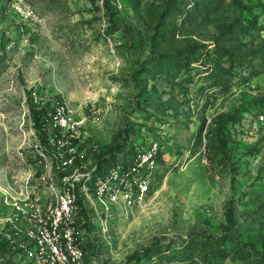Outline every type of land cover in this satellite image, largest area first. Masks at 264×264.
<instances>
[{
	"label": "rangeland",
	"instance_id": "1",
	"mask_svg": "<svg viewBox=\"0 0 264 264\" xmlns=\"http://www.w3.org/2000/svg\"><path fill=\"white\" fill-rule=\"evenodd\" d=\"M175 1L212 0H0V183L66 100L91 165L159 145L145 201L95 217L88 264H264V66L236 65L227 91L206 81L218 43L264 50V0H222L183 26ZM235 26L247 31L227 46ZM196 45L190 67L174 61Z\"/></svg>",
	"mask_w": 264,
	"mask_h": 264
},
{
	"label": "built area",
	"instance_id": "2",
	"mask_svg": "<svg viewBox=\"0 0 264 264\" xmlns=\"http://www.w3.org/2000/svg\"><path fill=\"white\" fill-rule=\"evenodd\" d=\"M76 111L75 104L57 100L33 131L36 143L18 148L20 171L0 183L7 208L0 210V242L24 260L19 264H88L84 224L114 208L142 204L155 183L157 142L91 165L76 144L83 122ZM256 114L264 125V104Z\"/></svg>",
	"mask_w": 264,
	"mask_h": 264
},
{
	"label": "trees",
	"instance_id": "3",
	"mask_svg": "<svg viewBox=\"0 0 264 264\" xmlns=\"http://www.w3.org/2000/svg\"><path fill=\"white\" fill-rule=\"evenodd\" d=\"M55 4L62 3L61 0H51ZM189 3V2H188ZM222 3V0H212L209 4H194L190 5L188 7V10H185L183 6H180L177 1H175L170 6V15L175 20L176 26H183L186 24L187 21L195 20L198 21L201 18V21L205 19V13L209 11L210 8L215 11L218 7H220V4ZM65 5V2H64ZM189 5V4H188ZM182 15L180 23L176 22L177 17ZM235 27H228L226 30L225 36V44L229 46L232 43H236L240 40V33L246 32L243 30H240ZM230 29V30H228ZM228 30V31H227ZM223 31V32H224ZM204 45H196L192 49H190L188 55L181 56L179 60H176V63H181V66L187 65L190 67V64L192 62L198 61V58L194 57V53L197 49L201 48ZM235 49V50H234ZM214 53L216 54L213 56V64L206 67L207 74H206V81L213 85H226L225 91H227L231 84H232V75L236 73L234 68H236V65H242L246 62H252L254 60H258V66H264V50L262 48L257 47L255 51L250 52V50H246L240 46H234L233 48H224L223 46L218 43L217 46L213 49ZM179 61V62H178ZM261 70H254L252 75H258ZM263 99V98H262ZM262 105L264 104V100H262ZM261 107V106H260ZM259 107V108H260ZM116 153L113 158L117 156ZM102 163V162H101ZM106 163V162H104ZM81 199V198H80ZM84 213L87 216V210L85 208ZM93 224L91 221L86 222L84 226L90 231L93 227ZM90 242V241H89ZM0 248L2 251L5 250V244L3 242H0ZM88 247H86L87 250ZM88 251V250H87Z\"/></svg>",
	"mask_w": 264,
	"mask_h": 264
}]
</instances>
